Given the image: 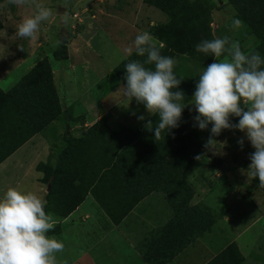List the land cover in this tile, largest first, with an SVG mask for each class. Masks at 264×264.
I'll return each mask as SVG.
<instances>
[{"label": "crops", "instance_id": "crops-1", "mask_svg": "<svg viewBox=\"0 0 264 264\" xmlns=\"http://www.w3.org/2000/svg\"><path fill=\"white\" fill-rule=\"evenodd\" d=\"M25 8L31 10L32 7L1 0L0 32L6 26L13 28L19 25L25 19L22 15ZM122 20L130 24V32L132 28L135 29L132 39L139 34L138 28L130 20ZM88 46L91 47L88 43L68 39L67 56L64 59L71 62L65 65L58 61L55 67L49 63L44 47L42 49L32 42L22 45L23 51L18 57L12 55L11 46L6 43L0 47V82L4 71L13 72L25 67V72H21L22 77L12 82L11 87L6 90L0 87L2 92H9L37 62L47 59L62 108L57 118L42 125L3 161L18 153L27 154L30 162L25 169L30 166L37 170L35 159L48 148L50 167L56 170L74 167L72 176L75 178V186L85 190L83 199L71 209L61 213L51 207L45 210L57 222L55 230L50 231L48 236L62 242L64 246L68 244L70 248L73 241L84 242V248L79 250L81 255L71 264H152L142 256L141 248L145 242L161 240L169 235L170 241L166 244L171 246V242L175 244L177 240L186 238L183 232L173 234L175 232H171L169 223L173 219L178 222L170 193L180 192V188L186 189L187 186L191 191L187 204L201 207L205 211L208 215L206 227L203 231L192 232L187 243L172 258L163 261L166 254L161 253L154 256L153 262L210 264L221 256L223 250L235 245L237 255L234 254L233 260H219L212 264H264V226L261 223L264 218V199L259 197L251 201L244 197L241 189L248 187L244 184L238 191L232 184L225 185L226 178L233 173L203 163L210 150L204 147L202 138L187 128L185 120H181L180 126L170 132H162L160 139L155 140L154 131H149L146 124L151 120L155 126L158 115L146 113L144 119L138 122V116L133 113L122 117L115 106L102 105L101 99L87 101L84 97L80 103L81 108L74 109L73 113L69 111L66 97L60 95L57 84L63 86L64 83L71 90L74 79L65 75L58 79V76L64 68L75 72L78 61L82 60L78 54L84 53ZM180 128L191 132L193 145H197L190 163L183 168L177 167L180 166L179 161L171 158L170 154L172 146L186 139L183 135H174V130H178L179 134ZM47 134H50V141L49 146L45 147ZM214 139L217 141V137ZM212 155L216 156V149L211 152ZM197 156L200 159H196ZM174 160H177V166L171 169L170 162ZM212 161L216 160L210 159ZM208 176L209 180L206 179ZM42 177L41 170L35 181L45 197L49 186L42 181ZM215 179H220L225 185L224 196L220 198V210L205 204L204 198L207 192L217 187ZM235 207L239 208L244 220H241L237 211L232 213ZM81 225L82 231L78 235L75 231ZM85 225L88 227L84 228ZM126 229L130 233L125 232ZM249 231L250 239L245 237ZM55 257L58 264L57 253Z\"/></svg>", "mask_w": 264, "mask_h": 264}, {"label": "rangeland", "instance_id": "rangeland-1", "mask_svg": "<svg viewBox=\"0 0 264 264\" xmlns=\"http://www.w3.org/2000/svg\"><path fill=\"white\" fill-rule=\"evenodd\" d=\"M40 2L52 9V17L48 21L42 22L30 38H21L17 35L18 25L13 28L6 26L7 28L0 32V47H4L6 43L7 46H11L12 55L18 57L19 53L23 51L22 45L32 42L34 45L41 46L42 49L44 47L49 63L55 67L58 61L65 65L71 62L64 58L65 61H62L53 55L63 31L67 35V41L75 39L77 42L90 44L91 47H85L84 53L79 52V59L82 60L77 63V70L72 72V70L64 68L58 76V79L64 75L74 79L71 90L66 88L64 83L63 86L57 84L60 95L66 97L71 113L74 109L82 107L80 105L82 97L87 101L101 99L100 104L115 106L122 117H128L130 113H135L138 117L148 113L143 104H138L134 98L129 102L123 95V84L126 83L123 79L126 72L125 64L128 60L143 61L145 59V57L137 56L135 52L125 59L126 49L132 45L137 35L132 39L135 29L132 28L130 32V24H125L123 18L130 20L138 28L139 34L144 31L151 33L157 46H162L161 53L171 56L177 61L173 70L178 78H184L178 90H183L185 93L186 103L191 101L199 74L215 59L196 51L195 46L202 39L227 36L231 40L239 41L240 47L245 53L256 51L264 57V37L260 40L251 32V28L245 21L236 16V13L239 12L257 17L264 8V0H69L67 9L58 6L62 0H40ZM65 11L69 14L66 26L61 20ZM23 14L25 18L34 16L36 10L33 7L31 10L25 8L22 11ZM15 18L16 16L9 22ZM192 18H196V23L193 25H191ZM236 20L240 21L239 27H234ZM158 24L167 25L161 30ZM14 28L16 29L14 30ZM203 28L206 29L204 35L201 34ZM181 51H186L185 53L191 57L183 60ZM225 58L222 56L218 59ZM147 67L154 68V65H147ZM24 68L22 66L13 72L4 71L0 87L4 90L11 87L12 82L15 83V80L22 77L25 72ZM190 109L192 110L190 111ZM197 114L194 105L189 104L183 109L181 120H185L187 128L202 138L201 141L205 143L210 135L211 124L205 130L194 127L193 117ZM238 120V117H231L232 123H238ZM140 121L138 119V122ZM216 137V156H211L213 150L207 153V149V156L203 163L212 168L232 172L233 175L226 178L225 185L232 184L237 191L238 188H242V184L248 186L241 189V194L244 197L246 196L251 201L259 197L264 199V188L259 186L258 178L249 179L246 174L241 172L242 168L247 169L251 162L249 154L255 151L250 141L246 139L245 132L239 129H224ZM46 138L48 140L44 143L45 147L49 146L50 134H47ZM240 138H244L243 148L238 144ZM36 147L39 148V145ZM47 151L48 148L44 149L40 157L35 159L36 164H40V162L48 164ZM210 159L216 161L210 162ZM29 162L27 154L18 153L0 163V199L3 198L7 188L14 187L34 192L45 201L44 192L38 190L40 186L35 181L36 175L41 174V170L30 166L25 169ZM206 179L209 180V176ZM214 181H216L217 187L206 193L205 204L214 210L217 208L220 210L222 207L220 198L224 196L225 185L220 179ZM206 185L208 186L207 183ZM238 209L235 207V211L232 213L237 211L241 220H244L245 217ZM45 210L48 211L50 208L45 206ZM261 223L264 226V218ZM87 227L88 225L84 226V228ZM81 231L82 225L75 233L80 235ZM125 232L130 233L127 229ZM77 237L79 238V236ZM245 237L250 239V231L245 234ZM83 245L84 242L79 241H73L71 248L68 244L65 245L63 251L57 253L58 264H71L81 255L79 250L84 248ZM68 252H73V255Z\"/></svg>", "mask_w": 264, "mask_h": 264}, {"label": "clouds", "instance_id": "clouds-1", "mask_svg": "<svg viewBox=\"0 0 264 264\" xmlns=\"http://www.w3.org/2000/svg\"><path fill=\"white\" fill-rule=\"evenodd\" d=\"M9 2L27 4L36 10L34 16L23 19L17 26V35L21 38L32 37L39 25L53 15L52 9L40 0ZM68 4L69 0H62L58 6L67 9ZM61 20L66 26L67 11ZM239 25L240 21L236 20L234 27ZM161 47L149 32L138 34L126 49L125 59L133 52L145 59L128 60L123 77L124 97L129 102L134 98L149 114L158 115L155 126L151 120L146 124L149 131H154L155 140L160 139L162 132L179 127L183 109L192 104L198 113L193 117V126L205 130L211 124L204 144L206 149H215L214 137L224 129L245 132L255 151L249 154L251 162L241 172L249 179L258 178L259 186L264 188V57L256 51L245 53L239 41L227 36L202 39L196 44V51L215 59L199 74L191 101L186 103L185 93L178 90L184 78H178L173 70L177 61L163 55ZM222 56L226 58L218 59ZM233 116L239 118L238 123L231 122ZM138 119L143 120L144 116ZM238 144L243 148L244 138ZM45 203L34 192L7 188L0 199V264H56L55 254L63 251L64 244L48 236L57 222L46 213Z\"/></svg>", "mask_w": 264, "mask_h": 264}, {"label": "trees", "instance_id": "trees-1", "mask_svg": "<svg viewBox=\"0 0 264 264\" xmlns=\"http://www.w3.org/2000/svg\"><path fill=\"white\" fill-rule=\"evenodd\" d=\"M1 1V0H0ZM237 17H241L251 32L260 40L264 37V8L257 17L248 16L245 13H236ZM196 23V18H192L191 25ZM160 29L166 27L167 24H158ZM2 24L0 22V28ZM206 29L203 28L201 34L204 35ZM193 38V35H191ZM186 52V51H185ZM181 51L183 60L191 55ZM54 57L63 59L67 56L66 44L58 43L54 50ZM191 71V70H190ZM192 73V71H191ZM2 104V107H1ZM61 104L52 82V73L47 59L37 62L29 73L21 79L9 92L4 93L0 90V163L13 151H15L24 141H26L33 133L38 131L42 125L57 118L61 113ZM175 131V136L185 137V140L172 146L170 150L171 158L177 160L170 162V168L174 166L183 168L190 163L192 153L195 152L197 145H193V134L185 132L184 128ZM182 132V134H181ZM37 168L43 171L42 181L49 186L45 195L47 207H51L58 213L65 212L71 207L79 203L84 195L85 190L79 186H75V178L72 173L75 168L71 169H52L47 163H40ZM184 188V187H183ZM180 192L173 193L171 191L170 198L175 207L177 220L173 219L169 223L171 232L177 234L183 232L186 238L177 240L176 243L170 241L169 233L167 237L154 242H145L141 248L143 258L154 263V256L161 253L166 254L163 261L172 258L190 239L192 232L203 231L206 227V217L208 215L198 206H189L187 200L191 191L187 188ZM63 206H66L62 208ZM178 228H180L178 230ZM177 231V232H176ZM159 247V248H158ZM234 254L237 255L235 245H231L222 251L221 256L214 259L210 264L219 260H233ZM239 255V254H238ZM221 258V259H220ZM162 263V262H161ZM160 264V263H158Z\"/></svg>", "mask_w": 264, "mask_h": 264}, {"label": "water", "instance_id": "water-1", "mask_svg": "<svg viewBox=\"0 0 264 264\" xmlns=\"http://www.w3.org/2000/svg\"><path fill=\"white\" fill-rule=\"evenodd\" d=\"M61 44H66L67 43V35L65 33V31H63L61 33V38H60V41H59Z\"/></svg>", "mask_w": 264, "mask_h": 264}]
</instances>
